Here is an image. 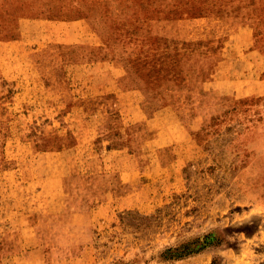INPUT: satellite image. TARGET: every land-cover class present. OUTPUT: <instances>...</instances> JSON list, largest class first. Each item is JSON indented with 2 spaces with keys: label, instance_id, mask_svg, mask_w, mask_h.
<instances>
[{
  "label": "rangeland",
  "instance_id": "374dc122",
  "mask_svg": "<svg viewBox=\"0 0 264 264\" xmlns=\"http://www.w3.org/2000/svg\"><path fill=\"white\" fill-rule=\"evenodd\" d=\"M7 1L0 264H264V0Z\"/></svg>",
  "mask_w": 264,
  "mask_h": 264
},
{
  "label": "crops",
  "instance_id": "0c3cea01",
  "mask_svg": "<svg viewBox=\"0 0 264 264\" xmlns=\"http://www.w3.org/2000/svg\"><path fill=\"white\" fill-rule=\"evenodd\" d=\"M9 1H7V3L10 6ZM28 2L32 6V0H28ZM43 3H45V5H46V3L48 4V7L42 6V8L45 11L44 14L45 15H51L50 13L53 12L51 10V3L54 4V11H55L56 0H52V1L51 0H43ZM19 4H21V3H19ZM33 6L36 7L34 3H33ZM10 9L12 11H15L16 13L12 14L11 11H6L4 14H12V15H16L17 14V15H20L21 17L25 15L24 9L21 8V7H19V6H17L16 8H10ZM0 14H1V9H0ZM34 15H41V12L40 11H36V13H34ZM19 18H17V19H19ZM195 18H196V20L207 19V20H210L211 21V18L208 17V16H196ZM213 18H215V20H217V21H221V20H225V19H230V20L231 19L232 20L235 19V20H239V17H237L234 14H222L220 16L212 17V19ZM150 21L152 22V19ZM177 21H178V18L177 19H174V18H172V19H169V18H163V19H161V22H162V26L163 27L166 26L169 22L175 23ZM150 26H151V24H150ZM239 27H241V25ZM247 27L250 28L249 25L247 24L246 26L241 27V30H245ZM253 28L251 30H253ZM212 29L213 30H216V28L215 29L212 28ZM204 32H206V33H204ZM204 32L200 33L201 35H199L197 37H194V38H198V39H201V40L208 39V37H207V36H209L208 35V31H204ZM193 33L195 35L194 30H193ZM160 34L162 36L170 37V34H167V33H160ZM177 34L178 33H176V30H175V33L171 34V37L177 38V36H176ZM231 84H233L231 86V90H233V91L232 92H227V93L234 94V95L237 94V95L243 96L244 98H246V97H259L261 95H264V87H261V84H263V81H262L261 84L256 81V83L253 84V82H252V84L248 85L244 81H240L239 79H235V80H232L231 81ZM255 103H256V105L258 104V102H255ZM259 108H260V106H259ZM257 120L258 119H256V122L249 121V127H248V129H250V132L255 133L254 136H251V137H255V138H252L251 141H254L255 139H257L255 141L261 140L259 138L262 137L261 135H263V132H260V129L257 130V128H259V126L257 125V124H259L257 122ZM249 141H250V139H249Z\"/></svg>",
  "mask_w": 264,
  "mask_h": 264
}]
</instances>
